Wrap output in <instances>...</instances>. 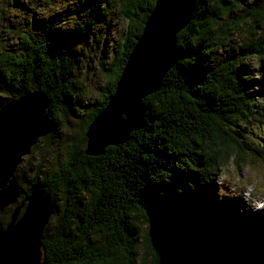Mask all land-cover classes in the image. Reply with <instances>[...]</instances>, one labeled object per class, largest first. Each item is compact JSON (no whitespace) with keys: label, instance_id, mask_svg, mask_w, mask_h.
I'll return each mask as SVG.
<instances>
[{"label":"trees","instance_id":"trees-1","mask_svg":"<svg viewBox=\"0 0 264 264\" xmlns=\"http://www.w3.org/2000/svg\"><path fill=\"white\" fill-rule=\"evenodd\" d=\"M155 1L82 0L102 17L75 22L70 39L58 43L49 32L38 42L23 34L19 47L2 48L0 107L40 90L50 103L51 140L55 117L75 115L72 72L79 60L75 49L87 35L84 25L114 11L128 28L106 69L109 81L102 98L86 116L74 157L69 155L45 177L38 171L27 194L20 193L44 192L55 203L56 213L42 235L45 264H173L170 254L179 264H259L255 251L249 263L239 262L231 252L241 245H218L221 238L214 236L221 232L214 234L201 210L211 212L202 208L204 202L212 205L213 193L218 196L220 189H212V181L219 162L236 156L249 158L248 163L263 159L264 130L261 142L254 143L251 128L264 127V105L257 109L264 103V0H194L192 20L175 38L177 64L165 74L160 90L143 101L142 128L98 157L84 153L85 131L112 96ZM19 3V10L30 12L36 22L35 8ZM19 3L0 0V10L4 14ZM231 39L238 44L226 50ZM250 62L257 64L255 69ZM8 220L0 213V228Z\"/></svg>","mask_w":264,"mask_h":264},{"label":"water","instance_id":"water-1","mask_svg":"<svg viewBox=\"0 0 264 264\" xmlns=\"http://www.w3.org/2000/svg\"><path fill=\"white\" fill-rule=\"evenodd\" d=\"M142 34L137 39L114 94L96 115L85 133L88 156L103 154L108 146L126 142L131 132L142 128L143 99L158 91L164 74L178 60L176 34L190 22L193 0H156ZM49 107L40 94L25 95L0 109V213L16 203L18 185L11 179L22 157L40 137L54 130L45 113ZM25 208L16 221L0 229V264H45L42 235L55 206L44 192L25 197ZM168 258H170L168 256Z\"/></svg>","mask_w":264,"mask_h":264},{"label":"rangeland","instance_id":"rangeland-1","mask_svg":"<svg viewBox=\"0 0 264 264\" xmlns=\"http://www.w3.org/2000/svg\"><path fill=\"white\" fill-rule=\"evenodd\" d=\"M16 1L18 3L19 1H21L22 4L24 5L28 2L30 4V9H33L34 7L35 10H33L34 11L33 18L36 19L37 21L34 22V20L30 15L31 14L30 12L27 13V15H24L25 11L19 10L21 7L20 3L18 4V6H14V8L16 9L13 8L10 9V11L9 9H6L7 11L4 10V14L2 13V9H1L0 10L1 11L0 12V54L3 52V49L4 51H6V49L19 47L20 40H21L20 44L22 43L23 34H27V38L30 39L36 38L39 42L42 41L41 38L42 34L48 36L49 32L50 33L52 32L56 35V37H54L55 41L60 43V42H64L67 39H70L73 31L76 28L75 22H80V23L83 22L84 24H86L88 23V21L94 22L96 19L102 17L92 9L89 3L85 2L87 5L84 4L83 6L82 0H16ZM12 4L13 2H11V5ZM37 6L38 8H36ZM155 6L156 5L154 3L153 9ZM78 7L81 10L77 9ZM0 8H2L1 5ZM27 16L31 17V19L25 21L24 23H27V25H24L22 24V22L23 20L27 19ZM88 18L90 20H88ZM147 18L146 21L143 23V29L145 27V23L147 22ZM62 19L64 21H62ZM6 24L7 26L10 25V27L7 28L4 32L2 31L1 28H6L7 27ZM84 28H86L87 30V35L84 39H82V44L78 45L74 52L79 55L77 66L72 72V83L74 84L73 88H75L77 91L76 97L73 98V103H74L73 108L75 111V115L73 117H70L68 115L65 119L61 118L62 116L61 114H59L60 116H56L55 136L51 140L49 139V136L38 138L35 142L36 145L30 147V153L21 158V160L19 161L13 172V175L11 176V179L14 180V182L18 185V187H19L18 178L23 183H27L26 180L29 181L33 177L36 178L38 176V171H40L42 177H45L46 174H50L52 172L51 170L53 168L63 163L68 158L69 155L73 154L72 157H74L75 147L76 145L78 146V143H80V137H79L80 131L81 128L83 127L86 116L93 111L95 106L102 98L103 89L107 81H109L108 80L109 76L106 73V69L110 68V65L114 62L115 55L117 54V51H119L121 47V43H122L121 38L123 37L125 30L128 29L126 28V21L120 18L119 16H117L114 11L105 14V16L102 18L100 22L93 23L91 25H84ZM143 29L141 31V34L143 32ZM21 31L22 33H20ZM139 37H137V39ZM237 44L238 42L236 43L233 41V39H231L224 48L228 50L229 47H232ZM178 60H179V53H178ZM175 65L171 67L169 70L174 68ZM256 65L257 64L255 62L253 63L250 62V66L253 69H255ZM124 66L122 67L123 69ZM253 73L256 72L254 71ZM161 87H162V83L160 88ZM151 95L152 94L147 95V97ZM24 96L25 95H22L13 102L19 101ZM8 103L9 102L4 104L0 108L2 109ZM262 105H264V103L259 102V107H257L258 111L261 109ZM45 113L49 115V111L47 109ZM262 130H264V127L257 124H255L251 128V131L253 132V135L256 138L254 140L255 141L254 143L261 142L260 135L262 133ZM83 149L85 153L86 143ZM88 157H93V156H88ZM248 159L249 158L245 157V159L243 158L242 160H240L238 156H236L235 158L232 157L228 159L226 163L219 162V164H217L218 165L217 171L215 172L216 179L213 181V184L215 186H213L212 188L214 189V187L217 186L220 189L218 185L221 184L220 190H224V187H227L230 196L235 192H237L238 196L241 198L242 204L244 205L245 202L249 204L250 210L248 213L244 214L243 221L240 222L243 223L244 225L248 222V220H250V222H253L249 215H257L256 210L258 208L262 207L263 208L262 211H264V161H263L264 154L262 160L258 158L257 160H254V162L248 163L249 162ZM237 181L239 183H237ZM242 184H244L245 187ZM19 191L20 190L18 188V195L20 196ZM219 193H221V191H219ZM214 194L215 193H213V197L215 196ZM49 197L51 199V203L55 206L52 197L50 195ZM59 198L61 197L57 196L56 199L57 203L61 202V199ZM204 203L209 206L211 205L208 202H204ZM10 206H14V204ZM209 206H206L205 209L211 212H205L201 210L202 217L204 218L205 223L207 225H210L214 229V231L216 232L214 234H217L220 231L221 234H223L221 227L223 226L224 230L225 228L228 227L225 221H223L224 216L223 214L221 215V213L218 214L217 212H214L210 208V207H215L214 202L210 207ZM8 207H6L5 209H7ZM237 211H239V209ZM237 211L232 213L233 218L238 214ZM55 213H56V207L54 213L49 218L47 225L49 224L51 218L55 215ZM13 214L14 213H12V216ZM206 214L208 215L206 216ZM218 216H220L221 218H218ZM259 219L261 218L259 217ZM253 223L256 226H259L257 222H253ZM47 225L45 226V228L47 227ZM262 226H264L263 220H262ZM143 227L145 229L146 234L150 232V228L148 225H145ZM230 227L232 228V230L234 229L239 230L240 228L237 225V223L234 222H233L234 229L232 226ZM225 234L227 235L228 232L225 231ZM225 234L223 235L225 236ZM224 236H222V238L218 242V245L222 244L221 241L224 240ZM214 237H220V236L215 235ZM262 237L264 238L263 232H262ZM213 238L211 242L215 243L216 240L215 239L213 240ZM223 243L231 244L226 236ZM239 249H236V251H232L231 254L234 255L237 261L249 263L250 262L249 257L254 252L253 250L254 247L251 246V241H248L247 244L244 245V248L240 250ZM256 256L259 257V255ZM169 257H170L168 258L169 262L173 264H179L178 263L180 262L179 259L171 258V254ZM258 257H256V259H258Z\"/></svg>","mask_w":264,"mask_h":264},{"label":"bare ground","instance_id":"bare-ground-1","mask_svg":"<svg viewBox=\"0 0 264 264\" xmlns=\"http://www.w3.org/2000/svg\"><path fill=\"white\" fill-rule=\"evenodd\" d=\"M84 6V5H83ZM153 11V10H152ZM194 11V9H193ZM150 15V14H149ZM176 38V37H175ZM175 42V40H174ZM116 46V45H115ZM105 56V55H104ZM202 85V84H201ZM32 94H40L41 95V100H46L48 102L47 97L40 91V90H34V92L25 94L27 95H32ZM163 100V99H162ZM165 102V101H164ZM167 102V101H166ZM156 103V102H155ZM144 107V105H143ZM1 109V108H0ZM145 109V108H144ZM174 109V108H173ZM173 111V110H172ZM166 113V112H165ZM65 117V116H64ZM164 117V116H163ZM95 119V118H94ZM259 124V123H258ZM90 125V124H89ZM247 130V129H246ZM246 137V136H245ZM129 140V139H128ZM127 144V143H126ZM36 145V144H35ZM79 145V143H78ZM124 145V144H123ZM77 146V145H76ZM214 181V180H213ZM212 181V184H213ZM237 183H239L237 181ZM229 184V183H227ZM244 186V184H242ZM245 187V186H244ZM242 187V188H244ZM212 190V189H211ZM215 195V194H214ZM209 196V195H208ZM211 197V196H210ZM217 201V202H216ZM214 202V206L215 207H210L214 212H217L219 214L218 209H220L221 213L223 214V221H225V223L228 225L227 228H225V230L222 228L223 234H225V231L228 232L227 236L229 237L231 244H238L241 245L239 248L242 249L244 248V245L247 244L248 241H251V246L254 247V251L256 255L261 256L259 249L264 247V238L262 237V234H260L259 232H257L258 230L254 227H251L250 225V220H248V222L244 225L243 223H240L241 221H243L244 218V214L248 213L250 210V206L249 204H247L246 202L243 205V211L239 210L240 208V200L238 198V193L235 192L234 194H232L230 196V193L228 191L227 187H224V190L221 193H218L217 197H213L212 198V203ZM236 205V206H234ZM202 208H206V205L204 204ZM125 210V209H124ZM235 211L238 212V214L236 216H234L233 218V214ZM256 214L257 215H249L251 217V220L253 222H257V224L259 225V227L261 228L262 226V220L264 221V216H259L261 214H263V212L258 208L256 210ZM227 216V218H226ZM259 217L261 219H259ZM217 218V217H216ZM218 218H221L220 216H218ZM217 218V219H218ZM233 222L237 223V225L240 227L239 230L238 229H234L233 227ZM232 226L234 230H232V228L230 227ZM2 229V228H0ZM208 230V229H207ZM221 232V231H220ZM239 232V234H238ZM223 234H219V238H222V236H224ZM226 235V234H225ZM177 238V237H176ZM175 241V240H174ZM224 241V240H223ZM229 241V240H228ZM253 243V244H252ZM261 243V245H260ZM234 246V245H233ZM51 249V248H50ZM239 249V250H240ZM225 250V249H224ZM232 250V249H231ZM232 253V252H231ZM233 256V255H232ZM258 257V256H257ZM262 257V256H261ZM50 258V257H49ZM263 258V257H262ZM255 260L260 264L259 259ZM263 264V263H262Z\"/></svg>","mask_w":264,"mask_h":264},{"label":"flooded vegetation","instance_id":"flooded-vegetation-1","mask_svg":"<svg viewBox=\"0 0 264 264\" xmlns=\"http://www.w3.org/2000/svg\"><path fill=\"white\" fill-rule=\"evenodd\" d=\"M34 178V177H33ZM33 178L31 180H26L27 183H23L19 178H18V184H19V190H20V193L22 192V190L25 191V193L27 194V191L30 190V187H31V183L33 182ZM38 179V178H37ZM38 193V192H37ZM28 196V195H25V196H19V198L17 199L16 203L14 204V206H10L8 207L7 209L3 210L2 212H5L8 217H9V220H8V223L6 224V226L4 228L7 227V225L11 222V217H12V213H14V211L18 208V216L16 218V221H18L20 219V216L22 215L23 211H24V208H25V205H26V202H25V197Z\"/></svg>","mask_w":264,"mask_h":264}]
</instances>
